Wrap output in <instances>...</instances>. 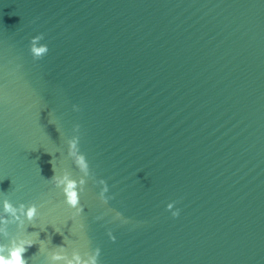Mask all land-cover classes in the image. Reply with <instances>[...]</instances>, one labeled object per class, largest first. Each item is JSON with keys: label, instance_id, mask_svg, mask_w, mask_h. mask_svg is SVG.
<instances>
[{"label": "water", "instance_id": "obj_1", "mask_svg": "<svg viewBox=\"0 0 264 264\" xmlns=\"http://www.w3.org/2000/svg\"><path fill=\"white\" fill-rule=\"evenodd\" d=\"M0 194L28 264H264V0H0Z\"/></svg>", "mask_w": 264, "mask_h": 264}, {"label": "clouds", "instance_id": "obj_2", "mask_svg": "<svg viewBox=\"0 0 264 264\" xmlns=\"http://www.w3.org/2000/svg\"><path fill=\"white\" fill-rule=\"evenodd\" d=\"M41 40L40 35L32 37L30 45L31 52L34 57H39L47 51V45L39 44ZM42 48V51H37L36 47ZM68 153L74 158V162L84 172L88 174L89 165L84 153L78 150V138L71 137L68 140ZM51 180L57 185L62 186L65 202L74 208L77 213L83 210L80 204V186L85 183L84 177L79 180L70 177L68 174H56L51 177ZM104 187L101 189V196L107 200L108 197L105 193L108 191L107 183L101 180ZM174 201L167 204V208L172 210V215L179 214V209L174 208ZM39 214L38 205L35 202L25 203L23 201L14 203L6 194H0V234L9 237L7 242L0 241V264H28L27 259L23 253L26 247L34 243L35 239L32 238L29 232H17L10 234L8 226L15 224L18 229H22L26 221H33ZM119 216L120 213H117ZM34 225V224H33ZM37 236L39 233H36ZM112 239L115 236L109 233ZM65 244L56 245L49 249L46 264H98V255L100 249L97 247L91 253L82 255L78 250H73L71 255L66 253Z\"/></svg>", "mask_w": 264, "mask_h": 264}]
</instances>
